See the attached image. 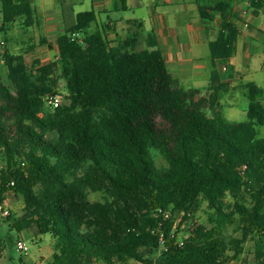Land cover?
I'll return each mask as SVG.
<instances>
[{
	"label": "trees",
	"instance_id": "1",
	"mask_svg": "<svg viewBox=\"0 0 264 264\" xmlns=\"http://www.w3.org/2000/svg\"><path fill=\"white\" fill-rule=\"evenodd\" d=\"M236 1L197 0L202 19L221 18L205 91L180 86L153 36L145 40L141 20L128 21V36L113 46L105 26L87 33L96 12H81L49 64L29 65L1 47L0 207L11 193L24 200L26 215L6 219L19 232L52 237L47 264H153L149 256L159 249L161 264H226L252 238L254 264H264V88L243 85L245 121H229L220 108L228 84L217 65H228L241 35ZM1 13L2 32L19 20L27 29L38 22L34 0H2ZM62 82L68 103L45 108ZM202 203L210 226L192 222ZM166 213L192 224L182 246L170 239ZM228 226L241 237L227 239Z\"/></svg>",
	"mask_w": 264,
	"mask_h": 264
},
{
	"label": "crops",
	"instance_id": "2",
	"mask_svg": "<svg viewBox=\"0 0 264 264\" xmlns=\"http://www.w3.org/2000/svg\"><path fill=\"white\" fill-rule=\"evenodd\" d=\"M60 1L62 6L60 4L61 9L58 12L66 10L70 15L66 20H63V17L61 19L45 17V0H34L37 25L41 24L40 19L43 20L40 45L52 52L54 57L52 62L58 59V38L64 34L67 27L74 24L76 15L79 14L74 8L86 4V0ZM124 1L125 3L123 0H90L91 8L97 15L96 22L90 26L94 28L93 32L105 26L108 39L115 46L120 39L128 36V21H143L145 40L153 36L163 52L169 73L178 80L180 86L187 91L196 89L205 91L210 86L212 72L209 43L217 38L221 25L219 14H215L213 21L202 19L197 0ZM124 4L127 11H119ZM244 6L243 1L237 0L233 9V14L237 16L233 18V22L241 30L235 55L228 65H217L228 84L227 92L222 94L220 108L223 113L225 108L229 111L224 115L231 122L239 116L241 120L247 119L249 101L247 102L243 85L254 82L258 87L264 88L263 84L257 83V80L264 81V8L257 13L254 9L249 14L250 28L245 29L242 28L239 18V12ZM39 7L42 9L39 10ZM42 13L44 18L40 16ZM121 13L124 15H114ZM103 15L107 16V21H104ZM109 15H113L115 19Z\"/></svg>",
	"mask_w": 264,
	"mask_h": 264
},
{
	"label": "rangeland",
	"instance_id": "3",
	"mask_svg": "<svg viewBox=\"0 0 264 264\" xmlns=\"http://www.w3.org/2000/svg\"><path fill=\"white\" fill-rule=\"evenodd\" d=\"M38 2V1H37ZM62 1L58 0H45L44 8L46 10L45 17L48 18H57L63 20L68 19L70 16L66 10H62L61 13L58 12L61 9ZM42 8L39 7V10ZM76 13L91 11V2L86 0V4L83 6H76L74 8ZM116 15H124L114 14ZM40 16L44 15L43 13ZM111 18L115 19L113 15H109ZM104 21H107V16L103 15ZM264 18V16H263ZM41 24L34 26L32 28H25L21 20L17 21L12 25L10 30L7 32L0 31V49L1 47H7L12 54L15 55H24L26 61L31 65L35 60H40L43 64L51 63L54 60V57L51 54L52 52L40 45L41 29L43 20L40 19ZM2 26V13H1V4H0V28ZM94 28L87 30L88 34L93 33ZM64 33V32H63ZM5 43L4 46L2 44ZM1 73L6 81L7 71L0 66ZM257 83L264 85V81L257 80ZM60 96L62 97V103L66 102V90L65 84L62 82L60 84ZM248 102V100H247ZM228 110L225 108L224 113L227 115ZM227 117V116H226ZM239 116L234 122H242L245 119ZM261 137L264 138V129L260 130ZM158 166H165L164 160L157 158ZM91 201H101L103 200L102 194H91ZM228 206L232 208L233 200L231 197H228L226 200ZM8 211L12 214L13 218L20 219L26 215L25 203L24 200L15 196L14 194H9L7 197V202L4 207H0V264H47L55 252V242L51 236H41L38 234L37 230L32 228L22 232L13 229L12 222H8L6 218L2 215L3 212ZM212 212L210 211L207 203H202L200 210L192 219L193 224L196 225H205L210 226L208 223L209 215ZM187 225V224H186ZM190 225V224H189ZM186 226L185 231H190V227ZM225 237L227 239L239 238L241 237V231L237 226H228L224 231ZM21 242L25 244L28 248V251L19 252L18 243ZM257 241L255 238L250 239L244 245L243 255L236 261H230L226 264H254L255 260V250H256ZM162 249L156 251L153 255L149 256V259L153 264H161ZM102 264V263H100ZM128 264H136L135 261H130Z\"/></svg>",
	"mask_w": 264,
	"mask_h": 264
},
{
	"label": "built area",
	"instance_id": "4",
	"mask_svg": "<svg viewBox=\"0 0 264 264\" xmlns=\"http://www.w3.org/2000/svg\"><path fill=\"white\" fill-rule=\"evenodd\" d=\"M259 0H243L244 3V8L242 10H240L239 12V18H240V23L242 28H250V23L248 21V16L251 12L254 11V3L258 2ZM264 1V0H263ZM2 0H0V4H1ZM79 34H75L73 36V39L79 37ZM62 104V97L60 95L57 96H51L48 97L44 100V107L51 109V110H55L56 108H58L60 105ZM2 215L4 217H8L10 215V213L8 211L3 212ZM183 213H179L178 215H172L171 213H166L165 217L166 219L172 220L174 225H173V229L170 233V239L172 241H174V244L182 246L185 242V240L191 235L190 231L192 230V224L189 225L190 227V231L186 232V225L185 223H182V219H183ZM161 244L162 247H164L165 244V236L164 234H162L161 236ZM166 250V249H165ZM18 251L19 252H27L28 248L25 246V244L19 242L18 243ZM136 264H147L144 261H137Z\"/></svg>",
	"mask_w": 264,
	"mask_h": 264
}]
</instances>
